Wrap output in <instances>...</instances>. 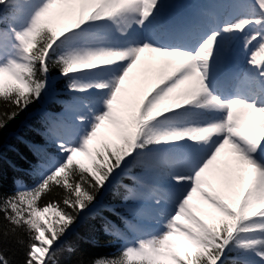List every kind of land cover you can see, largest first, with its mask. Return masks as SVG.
<instances>
[{
	"label": "snow or ice",
	"instance_id": "obj_1",
	"mask_svg": "<svg viewBox=\"0 0 264 264\" xmlns=\"http://www.w3.org/2000/svg\"><path fill=\"white\" fill-rule=\"evenodd\" d=\"M177 7L0 0V132L62 106L31 185L0 167V264H85L95 221L123 243L89 264H264V0Z\"/></svg>",
	"mask_w": 264,
	"mask_h": 264
},
{
	"label": "trees",
	"instance_id": "obj_2",
	"mask_svg": "<svg viewBox=\"0 0 264 264\" xmlns=\"http://www.w3.org/2000/svg\"><path fill=\"white\" fill-rule=\"evenodd\" d=\"M42 104H44V101L37 104L30 111L27 118L12 124L6 131L0 132V157H2V159H0V167H2L3 170L2 187L5 193L10 194L14 191V180L21 177V174L17 171V167H21L25 164L24 161H31L32 158L28 149L25 148L22 142L15 138L11 140L7 138L8 133L21 131L20 134L24 139L40 142L37 138L38 136L30 130V125L33 128L39 126L38 119L34 121L31 119L27 121V119L28 117L30 118ZM12 170L16 171V176H10L8 174ZM107 203H111V200L108 199ZM108 217L109 219L116 220L111 215H108ZM66 243L75 244L78 247L79 256L85 261V264H89V262L98 258L113 257L118 250L113 239L102 231L99 221L80 227Z\"/></svg>",
	"mask_w": 264,
	"mask_h": 264
},
{
	"label": "bare ground",
	"instance_id": "obj_3",
	"mask_svg": "<svg viewBox=\"0 0 264 264\" xmlns=\"http://www.w3.org/2000/svg\"><path fill=\"white\" fill-rule=\"evenodd\" d=\"M10 176H16V171L12 170L11 172L8 173Z\"/></svg>",
	"mask_w": 264,
	"mask_h": 264
}]
</instances>
